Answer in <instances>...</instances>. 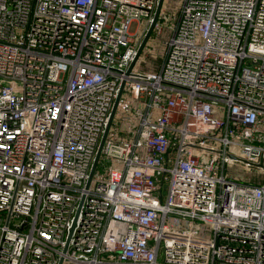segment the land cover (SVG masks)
Returning a JSON list of instances; mask_svg holds the SVG:
<instances>
[{
  "label": "built area",
  "instance_id": "obj_1",
  "mask_svg": "<svg viewBox=\"0 0 264 264\" xmlns=\"http://www.w3.org/2000/svg\"><path fill=\"white\" fill-rule=\"evenodd\" d=\"M157 3L0 0V264H264V0H163L129 70Z\"/></svg>",
  "mask_w": 264,
  "mask_h": 264
},
{
  "label": "rangeland",
  "instance_id": "obj_2",
  "mask_svg": "<svg viewBox=\"0 0 264 264\" xmlns=\"http://www.w3.org/2000/svg\"><path fill=\"white\" fill-rule=\"evenodd\" d=\"M181 0H164V8L168 11L166 16L176 18L180 9ZM132 25L131 29L133 30ZM167 37V32H164L162 36H156L152 34L147 42V45L144 49L143 54L138 59V64L142 69L148 66L149 69H156L159 66V63L162 59L164 53V45L163 40ZM157 112L154 111V117L156 116ZM120 129L115 128L114 126L111 127V133L119 132ZM96 174H99V171L96 170ZM95 174V175H96ZM167 187L164 186L162 192L165 193ZM167 223L171 229L178 230L188 227V222L183 221L179 218H167ZM179 224V225H178Z\"/></svg>",
  "mask_w": 264,
  "mask_h": 264
},
{
  "label": "water",
  "instance_id": "obj_3",
  "mask_svg": "<svg viewBox=\"0 0 264 264\" xmlns=\"http://www.w3.org/2000/svg\"><path fill=\"white\" fill-rule=\"evenodd\" d=\"M163 4V0H158V3H157V6H156V9L154 11V14H153V17H152V21L151 23L149 24L148 28H147V31L145 32L143 38L141 39L139 45H138V48H137V52H136V55L134 57V60L132 61V63L130 64L129 66V70L132 68V66L134 65V63L136 62V60L138 59L139 55L141 54L142 50L144 49L147 41L149 40L150 36H151V33L153 31V28L158 20V17H159V13H160V10H161V6ZM123 84L124 83H121L120 87H119V91H118V94L114 100V103H113V107H112V110H111V113H110V117H109V121H108V124L106 126V129L100 139V142L98 144V147H97V150H96V154H95V157H94V160L92 162V165H91V169H90V172H89V178H88V184L90 183L93 175H94V172L96 170V167H97V164H98V161L100 159V155H101V149H102V145L104 143V140L107 136V133L109 131V127H110V124L112 122V119H113V116H114V113H115V110L117 108V105H118V102H119V99H120V96H121V93H122V89H123ZM66 249V248H65ZM64 249V250H65ZM62 263V259H60L59 263L58 264H61Z\"/></svg>",
  "mask_w": 264,
  "mask_h": 264
}]
</instances>
